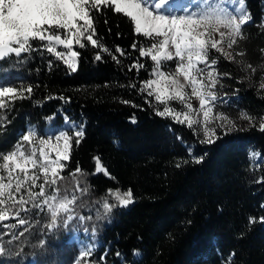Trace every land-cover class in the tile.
<instances>
[{"label":"trees","instance_id":"1","mask_svg":"<svg viewBox=\"0 0 264 264\" xmlns=\"http://www.w3.org/2000/svg\"><path fill=\"white\" fill-rule=\"evenodd\" d=\"M245 6L252 22L244 29L247 39L239 41V48L246 52L241 60L258 71L264 49V30L258 27L264 16V0H246ZM105 11L108 23L100 17L98 36L122 61L120 65L104 53L102 61H95L98 50L90 45L85 49L76 46L74 50L81 55L75 73H69L62 62L44 52L22 57L25 62L9 75L11 86L31 85L33 93L26 99L5 98L10 123L0 129L1 151L14 144L16 134L25 130V123L52 126L70 119L83 125L85 137L72 151L64 173L67 179L61 182L62 192L65 187H74L68 173L78 165L87 173L94 171L96 156L112 177L102 173L80 177L87 179L93 190L77 201L75 211L91 219L83 224L74 219L67 228L61 226L52 233L44 229L45 235L67 240L75 233L95 243L96 257L92 260L107 252L103 264H225L231 252L236 253L235 264H264V224L257 222L251 230L248 228L250 216L258 220L264 215L260 207L264 204V159L255 163L248 159L249 150L264 155V132L258 130L259 120L254 127L247 124L238 127L244 130L228 135L220 132L222 138L208 146L199 144V138L187 127L155 116L153 108L145 103L152 98L139 92L140 83L148 78L151 61L139 58L138 51L131 48L134 41L144 38L133 34L125 18ZM117 45L125 50V56L115 53ZM138 58L147 66L139 73L128 71ZM49 60L53 63L51 70ZM219 65L230 73V84L237 89V106L255 117L264 116L262 91L241 78L242 82L237 83L238 67L234 63L220 57ZM131 83L136 88L128 87ZM49 95L64 96L68 102L49 100ZM132 117L136 123L131 122ZM189 147L195 156L207 152L203 163L191 162ZM177 163L182 166L177 168ZM109 188L131 189L135 202L105 216L95 201ZM241 232L244 238L237 239ZM134 250L140 256L134 257ZM117 252L122 255L117 257Z\"/></svg>","mask_w":264,"mask_h":264},{"label":"snow or ice","instance_id":"2","mask_svg":"<svg viewBox=\"0 0 264 264\" xmlns=\"http://www.w3.org/2000/svg\"><path fill=\"white\" fill-rule=\"evenodd\" d=\"M245 5L246 0H184L178 7L175 0H0V62L13 58L16 62H25L22 57L47 52L62 62L69 73H75L81 55L74 50L75 47L85 49L90 45L98 50L94 54L95 61H102L101 53H104L120 65L122 61L102 43L103 38L97 32L101 16L105 17L104 23H108L105 11L108 10L125 18L133 34L144 38L143 41H134L131 48L138 51L139 58L151 61L148 78L140 83L139 92L152 98L146 99L145 103L153 108L154 115L187 127L193 136L199 138V144L211 146L222 138L220 132L228 135L232 131L244 130L239 129L235 120L226 113L215 109L220 100L217 89L224 87V77L231 78L230 73L219 71L220 57L229 63L243 64L242 70L248 73L243 79L251 80L257 71V67L250 63L236 60L237 56L246 55L243 50L237 51L236 46L240 40L247 39L244 29L252 22ZM258 27L264 30V20ZM61 48L64 51L58 50ZM261 51L264 53V49ZM213 52L217 56L214 57ZM115 53L121 57L126 55L119 45L115 47ZM139 58L129 65L128 71L135 69L139 73L147 66ZM48 67L50 70L53 67L51 60ZM259 67L264 68V65ZM240 82L242 80H237ZM128 87L136 88V84L131 83ZM260 90H264V75L260 78ZM32 93L31 85L19 88L0 85V129L10 123L5 98L12 101L26 99ZM47 99L68 102L64 96L49 95ZM121 103L131 102L122 100ZM174 105H179V108ZM132 106L137 107L135 104ZM239 119L247 120L249 127L256 126L259 120L258 130L264 132V116L255 117L241 111ZM131 122L136 123V118L132 117ZM65 123L69 128L54 136H42L35 127H31L21 135L12 150L0 153V222L16 221L15 224L2 225L8 230L0 233V257H20L23 247L13 252L5 244L26 243V239L21 238L41 223L40 217H46L42 227L48 233L61 226L67 228L74 219L81 224L90 220L91 216L85 217L75 211L77 201L93 190L90 182L80 177L102 173L112 179L100 157L96 156L93 157L94 171L87 173L78 165L68 173L73 178L74 187H65L62 192L61 182L67 179L64 173L68 170L72 151L85 137L83 125L77 126L68 120ZM188 152L194 164L203 163L207 155L205 152L202 156H195L191 147ZM248 159L255 163L264 159V155L249 150ZM181 166V163L176 164L177 168ZM82 183L86 186L81 187ZM134 202L132 190L120 188L107 189L95 201L105 216ZM260 207L264 208V204ZM29 214L38 219L30 220L27 218ZM257 222L264 224V215L258 220L250 216L249 230ZM17 227L22 230L15 231ZM91 234L95 240V227ZM5 236L9 237L7 241L3 239ZM244 236L245 233L241 232L237 239ZM45 243L42 239L39 246L44 247ZM95 249V243L82 247L74 264H103L107 252L93 261ZM121 255L116 253L117 257ZM235 255V252L229 253L225 264H235ZM133 256H140L139 251L134 250Z\"/></svg>","mask_w":264,"mask_h":264},{"label":"rangeland","instance_id":"3","mask_svg":"<svg viewBox=\"0 0 264 264\" xmlns=\"http://www.w3.org/2000/svg\"><path fill=\"white\" fill-rule=\"evenodd\" d=\"M184 0H175L176 6L178 7L180 4H182ZM264 20V16L262 18ZM61 51H64L62 48L58 49ZM236 50L240 51L239 48V42L236 46ZM215 55H217L215 52H213ZM262 53V52H261ZM242 57L237 56L236 60H241ZM259 65H264V53L260 55V58L258 60ZM21 62H16L15 58L9 61L0 62V85H10L9 83V75L13 72H16V68L18 69V66ZM248 63V62H247ZM238 67V78L240 80L243 79L248 73L243 69L242 64H237ZM251 64V63H250ZM252 65V64H251ZM255 67L254 65H252ZM220 72H226L224 68L221 65H218ZM261 75H264V68L259 67V70L254 74L252 77L257 76V78H252L251 80L244 79L248 82H251L252 84L256 85V87H259V82ZM222 83L224 84L223 88H218V94L220 96V100L217 101L216 111L217 112H224L228 116H230L232 119L235 120L238 127H242L244 125L248 124L247 120H241L239 119V114L241 111L246 112L244 109H242L241 106H237L236 104V98H237V89L235 86H231L230 83L231 80L228 77H224L222 80ZM264 94V90H260ZM195 104V101H194ZM175 107L179 108V105H174ZM198 106V105H197ZM248 113V112H247ZM68 120L70 122H74L75 125L79 126V124L70 119H64L60 124H53L52 126H36L32 124L25 123V130L22 132H18L15 136L14 144L11 145L10 148L1 151L0 153H6L10 150H12L13 146L17 143V141L20 139L21 135L28 130L31 127H35L36 130L42 135L46 136L48 134H52L53 136L57 134L61 130H66L69 128V125L65 123V121ZM21 215H25L24 213H21ZM30 220L35 221V219H38L33 214H29L28 217ZM41 220L40 224H37L35 227L31 229L30 233H26L25 237H22L21 240L26 239V243L21 244L20 242H16L14 244L8 245L5 244L7 248H9L11 251H16L20 247H23V253L20 257L15 256H4L0 257V264H74V260L78 256V252L82 247L87 246L90 244L89 241H85L82 238H80L78 235L73 233L67 240H59L54 239L51 237H48L44 233L43 229V223L44 218L40 217ZM15 220H9L0 222V233L7 231L8 229L4 228L2 225L6 224H15ZM22 228L17 227L15 231L19 232ZM5 241L9 239V237L5 236L3 237ZM45 240L46 243L44 247L39 246L40 240ZM134 252V251H133ZM133 254V253H132ZM96 256L93 254L92 259H94ZM127 264V263H124Z\"/></svg>","mask_w":264,"mask_h":264}]
</instances>
